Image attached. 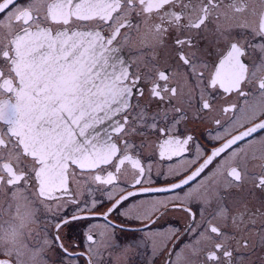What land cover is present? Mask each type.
<instances>
[{"label": "snow or ice", "instance_id": "1", "mask_svg": "<svg viewBox=\"0 0 264 264\" xmlns=\"http://www.w3.org/2000/svg\"><path fill=\"white\" fill-rule=\"evenodd\" d=\"M255 4L0 0V198H8L6 209L0 199V264H26V256L47 264L49 249L59 257L53 264H98L101 249L119 247L115 234L128 231L141 232L135 247L154 257L161 233L151 226L170 210L188 222L168 226L165 237L179 240L182 230L187 240L169 249L166 264H264V163L259 174L248 168L249 151L264 161V0ZM125 46L150 56L151 67L130 71ZM217 93L238 103L217 108ZM210 115V141L244 130L210 150L191 134L173 135ZM152 132L163 137L161 160H198L196 169L145 188L152 165L141 151ZM251 145L259 152L245 151ZM167 167L165 178L179 172ZM248 182L255 187L245 196ZM153 192L168 195L135 199ZM66 205L75 207L62 215ZM82 220L89 223L70 250L62 230ZM28 224L40 227L25 231ZM131 250L110 254L111 264Z\"/></svg>", "mask_w": 264, "mask_h": 264}, {"label": "flooded vegetation", "instance_id": "2", "mask_svg": "<svg viewBox=\"0 0 264 264\" xmlns=\"http://www.w3.org/2000/svg\"><path fill=\"white\" fill-rule=\"evenodd\" d=\"M249 2V8L251 9L252 7H257L255 4V0H248ZM239 15V14H238ZM244 15H247L245 13ZM250 20H256L258 18L256 17H249ZM71 27V26H70ZM107 34V33H105ZM237 38L240 37L239 32L237 31L234 33ZM171 39V37H169ZM123 52L126 54L129 60L130 64V71H137V72H143L145 70L146 64L151 67L150 64H148L149 60L151 59L150 56L148 55H143L141 56L135 47H128L125 46L123 49ZM162 54V53H161ZM159 59V57H157ZM214 59V58H213ZM212 68L211 62L209 63L208 69L205 71H209ZM143 101L144 98H141ZM227 101L238 103V99L235 97V95L232 96H227L226 97ZM225 99L219 98V93H217V108L220 107V105H223L226 102ZM152 107H155V104L152 105ZM151 110V109H150ZM213 119L214 116L210 115L206 119L200 120V119H192L186 122V127L184 123H181L178 126V130L173 133V135L177 136H183L184 134H191L194 136L196 141L199 142L200 145L206 150H210L213 145L219 146L223 143H225L227 140L231 139L232 136L238 135L239 132H242L244 129L239 128L237 130H233L231 134H225L222 139L218 140H211L209 138H206V134L208 133L209 130L215 131L216 126L213 124ZM115 137V134H114ZM144 138L143 137H137L136 138V143H140ZM147 141L149 144V147H146L142 149L141 151V160L144 163H151L152 165V177H153V182L145 183L144 187L145 188H156L160 187L163 185H168L173 183L176 179H179L182 175H188L192 171L196 169L198 166L199 162L198 160H193L190 163L187 161L182 162V163H176V157H173L172 160H161L159 158V144L162 143L163 137L160 136L158 132H152L149 134L147 137ZM235 147V146H233ZM189 148L191 149V145H189ZM249 149L255 150L259 152L260 146L259 145H251L248 146L245 151H248ZM227 151V150H226ZM187 156L191 157L193 155L192 151H189ZM225 155V153H222L221 156ZM243 155V153L239 154ZM239 158V156L237 157ZM217 159H220L219 157ZM187 163V167H185V164ZM215 163V161H214ZM264 163V161L260 159H251V152L249 151V158H248V168L251 172H254L256 174H259L261 172V169L259 165ZM174 165L176 168L179 169V172L175 176L169 175L167 178H165L162 174L168 172V165ZM210 168L212 166H209ZM208 169L205 170L207 172ZM161 174V175H158ZM204 173H201V176H203ZM128 179L130 180L131 177L129 176ZM200 177H197V180H199ZM214 179L222 181V177L217 176ZM192 183H195L193 181ZM74 187H80L78 185H73ZM254 183L253 182H248L245 183L243 189L241 191L244 193L245 196H249L252 194L254 191ZM81 191H83V188L81 187ZM234 191V190H233ZM99 196V194H96ZM168 194L167 193H148L143 197H138L135 199H145V200H151L156 197L159 198H164ZM87 198V195L85 194L84 196H81V200H84ZM2 199L4 208H7L8 204V198L5 196ZM74 205H66L65 211H63L61 214L62 215H69L73 208ZM193 210L197 207V205H192ZM43 214V209H39L37 212V216H41ZM4 219H8V213L5 211L4 214ZM188 222L186 214L176 211V210H170L169 213L165 216H162L159 220L156 221L155 224H153L152 230L154 232L159 231L161 233L160 236L157 237V245L158 247L162 248V251H158L155 256L153 257L151 250L146 248V247H135V243L139 241L142 237V233L139 231H128V232H117L115 234V241L119 247H110L106 249H101V256L99 257L98 264H111L112 262V256L110 254H115L121 252L123 246L125 244H131L132 245V250L126 253L124 256H120L115 264H146V262H150V264H166L167 261V252L169 249H172L175 247L176 250L179 249V247L187 240V237L184 236L183 231L176 233V236L179 237V240L176 239V237L172 238H166L164 235V232L166 231L168 226L176 225L179 226L181 229H183V226ZM89 223L87 220H82V221H74L70 225L66 226L62 230V239L65 243L66 246L69 247L70 250H74L72 248L73 242L76 244H79L80 241V234L85 230V226ZM133 229L142 227V225L137 224L135 221H129L128 222ZM40 227L39 224H33L31 225V230H38ZM87 241H85V244ZM80 250H83V246H81ZM45 255L48 257L47 264H53L54 261L58 260L59 257L58 255L54 254L52 249H49ZM80 264H84V260L82 259ZM93 264H97V261L94 260Z\"/></svg>", "mask_w": 264, "mask_h": 264}, {"label": "clouds", "instance_id": "3", "mask_svg": "<svg viewBox=\"0 0 264 264\" xmlns=\"http://www.w3.org/2000/svg\"><path fill=\"white\" fill-rule=\"evenodd\" d=\"M31 228V224L26 225L25 231L29 230ZM17 242L19 240V237L16 238ZM12 241V237L10 235H8L7 233L4 235L3 237V242L8 243ZM26 260V264H34V261H32L31 259H29L27 256L25 257Z\"/></svg>", "mask_w": 264, "mask_h": 264}, {"label": "water", "instance_id": "4", "mask_svg": "<svg viewBox=\"0 0 264 264\" xmlns=\"http://www.w3.org/2000/svg\"><path fill=\"white\" fill-rule=\"evenodd\" d=\"M120 55L122 56V57H124L125 59H127V57H126V55H125V53L122 51L121 53H120ZM128 60V59H127ZM129 62V61H128Z\"/></svg>", "mask_w": 264, "mask_h": 264}]
</instances>
